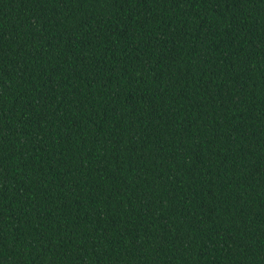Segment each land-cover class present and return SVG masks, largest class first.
I'll use <instances>...</instances> for the list:
<instances>
[{
	"label": "trees",
	"instance_id": "16d2710c",
	"mask_svg": "<svg viewBox=\"0 0 264 264\" xmlns=\"http://www.w3.org/2000/svg\"><path fill=\"white\" fill-rule=\"evenodd\" d=\"M0 264H264V0H0Z\"/></svg>",
	"mask_w": 264,
	"mask_h": 264
}]
</instances>
